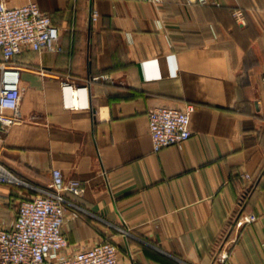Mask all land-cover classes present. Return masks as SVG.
I'll list each match as a JSON object with an SVG mask.
<instances>
[{"label":"crops","instance_id":"1","mask_svg":"<svg viewBox=\"0 0 264 264\" xmlns=\"http://www.w3.org/2000/svg\"><path fill=\"white\" fill-rule=\"evenodd\" d=\"M31 1L60 29L61 51L14 58L24 121L0 134V163L20 183L0 184L2 225L60 169L86 189L67 195L74 247L111 241L120 264H219L233 216L255 214L231 262L264 264V0H8ZM101 74L110 81L92 82ZM63 82L87 87L88 110L64 109ZM186 103L191 139L155 154L149 113Z\"/></svg>","mask_w":264,"mask_h":264},{"label":"built area","instance_id":"2","mask_svg":"<svg viewBox=\"0 0 264 264\" xmlns=\"http://www.w3.org/2000/svg\"><path fill=\"white\" fill-rule=\"evenodd\" d=\"M141 1L154 6L163 0H121ZM216 0H187L189 5H212ZM239 25L245 24L242 9L232 12ZM93 22L98 21L99 12L91 11ZM61 31L52 17L43 12L34 2L11 6L8 0H0V134L7 135L13 127L24 121L21 113L23 93L20 88L21 69L13 64L14 58L24 50L39 53H59ZM110 81L107 74L93 77L92 82ZM62 104L70 111L89 109L87 87L82 88L68 82L61 87ZM196 111L194 104L186 103L183 108L160 106L149 113V128L153 152L182 146L192 137L190 121ZM241 179L251 183L253 176L245 173ZM20 183L19 179L0 163V184ZM86 192L81 181H66L60 169L52 170V182L38 194L21 201L16 216L6 227L0 222V264H120L119 249L111 241H103L90 247H74L65 232L68 206H75L67 197L83 196ZM255 214H237L231 219L223 233L216 261L232 264L231 248L237 242L242 229L255 223ZM124 234L129 231L121 229Z\"/></svg>","mask_w":264,"mask_h":264},{"label":"trees","instance_id":"3","mask_svg":"<svg viewBox=\"0 0 264 264\" xmlns=\"http://www.w3.org/2000/svg\"><path fill=\"white\" fill-rule=\"evenodd\" d=\"M248 194H245L244 197L241 199V203H244L245 202V198L247 197Z\"/></svg>","mask_w":264,"mask_h":264},{"label":"rangeland","instance_id":"4","mask_svg":"<svg viewBox=\"0 0 264 264\" xmlns=\"http://www.w3.org/2000/svg\"><path fill=\"white\" fill-rule=\"evenodd\" d=\"M32 2V1H31Z\"/></svg>","mask_w":264,"mask_h":264}]
</instances>
